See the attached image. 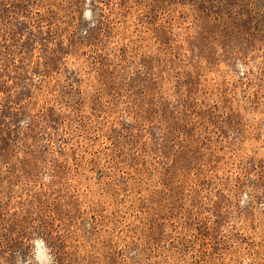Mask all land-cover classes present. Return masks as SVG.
<instances>
[{
	"label": "rangeland",
	"instance_id": "rangeland-1",
	"mask_svg": "<svg viewBox=\"0 0 264 264\" xmlns=\"http://www.w3.org/2000/svg\"><path fill=\"white\" fill-rule=\"evenodd\" d=\"M0 264H264V0H0Z\"/></svg>",
	"mask_w": 264,
	"mask_h": 264
}]
</instances>
